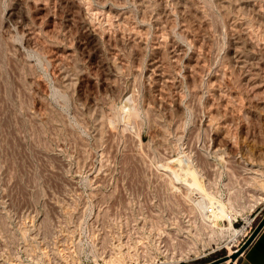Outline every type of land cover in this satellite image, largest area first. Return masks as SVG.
<instances>
[{
    "label": "rangeland",
    "instance_id": "1",
    "mask_svg": "<svg viewBox=\"0 0 264 264\" xmlns=\"http://www.w3.org/2000/svg\"><path fill=\"white\" fill-rule=\"evenodd\" d=\"M263 216L264 0H0V264H207Z\"/></svg>",
    "mask_w": 264,
    "mask_h": 264
},
{
    "label": "bare ground",
    "instance_id": "2",
    "mask_svg": "<svg viewBox=\"0 0 264 264\" xmlns=\"http://www.w3.org/2000/svg\"><path fill=\"white\" fill-rule=\"evenodd\" d=\"M175 162V160L170 161V163L173 165V163ZM179 162V161H176ZM168 163V162H167ZM180 163V162H179ZM175 165V164H174ZM173 165V166H174ZM178 166H182V165H178ZM168 167V166H167ZM181 168V167H180ZM181 170V169H180ZM183 170V169H182ZM173 171V170H172ZM190 172V170H185ZM191 173V172H190ZM187 174V173H186ZM196 206L201 214V216L203 217V219H205L206 221H208L209 223H214L216 222L217 225H219V221L221 220V218H225L227 219V216L224 213V208L221 204H219L216 200H213L212 198H210L209 196L204 195L202 197L201 200L196 201ZM211 207L212 208V213L208 214V208ZM214 209V210H213ZM228 220V219H227ZM228 228H231L232 230L234 229L233 224L231 222V220L229 219L228 221ZM222 228V227H221ZM226 230V229H224ZM228 230V229H227ZM235 232V231H234ZM233 252V251H232ZM233 254V253H232ZM228 255V259L226 261L225 264H229L232 263L230 257L231 255ZM234 264V263H233Z\"/></svg>",
    "mask_w": 264,
    "mask_h": 264
},
{
    "label": "crops",
    "instance_id": "3",
    "mask_svg": "<svg viewBox=\"0 0 264 264\" xmlns=\"http://www.w3.org/2000/svg\"><path fill=\"white\" fill-rule=\"evenodd\" d=\"M235 264H264V227Z\"/></svg>",
    "mask_w": 264,
    "mask_h": 264
},
{
    "label": "water",
    "instance_id": "4",
    "mask_svg": "<svg viewBox=\"0 0 264 264\" xmlns=\"http://www.w3.org/2000/svg\"><path fill=\"white\" fill-rule=\"evenodd\" d=\"M263 227H264V216L259 221V223L254 228V230L249 235V237L246 239V241L241 245V247L231 255L230 259L232 263H229V264H233L246 251V249L250 246V244L253 242V240L256 238V236L258 235V233L261 231ZM227 259L228 257L226 256V257L217 259L207 264H222L226 262Z\"/></svg>",
    "mask_w": 264,
    "mask_h": 264
},
{
    "label": "built area",
    "instance_id": "5",
    "mask_svg": "<svg viewBox=\"0 0 264 264\" xmlns=\"http://www.w3.org/2000/svg\"><path fill=\"white\" fill-rule=\"evenodd\" d=\"M214 210V209H213ZM212 213V208L211 207H209L208 208V214H211ZM233 224V223H232ZM237 261V260H236ZM236 261L234 262V264L236 263Z\"/></svg>",
    "mask_w": 264,
    "mask_h": 264
}]
</instances>
